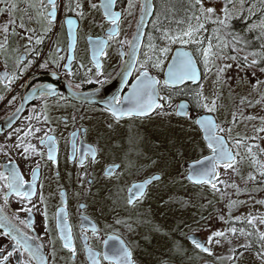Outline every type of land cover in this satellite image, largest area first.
<instances>
[{
    "label": "snow or ice",
    "instance_id": "1",
    "mask_svg": "<svg viewBox=\"0 0 264 264\" xmlns=\"http://www.w3.org/2000/svg\"><path fill=\"white\" fill-rule=\"evenodd\" d=\"M116 6L117 0H0V86L5 92H12L13 85L36 64L54 81H59L61 70L66 78L83 71L81 83L103 84L101 58L109 59V49L114 46L122 61L120 74L126 88L135 74L127 94L106 103L105 126L97 127L94 145L77 148V139L89 135L83 125L71 133L68 159L80 169L99 164L105 155L111 157L102 172L111 185L105 199L111 202L115 216L103 227L82 217L80 239L85 264H173L176 258L181 264H195L196 260L203 264H264V212L233 214L247 203L239 197L251 196L250 186L264 185V0H160L158 5L154 0H126L123 10L116 11ZM137 7L141 13L137 29L131 38L122 37L121 21L125 15H134ZM149 16L155 19L152 31L146 32L145 17ZM105 21L110 27L104 37L88 36L91 66L80 62L74 71L78 33L84 27L103 29ZM236 21L245 22L244 31L236 30ZM65 25L67 49L60 38ZM233 68L235 75L230 74ZM24 86L31 92L22 100L39 99L44 103L39 111L32 109L24 129L14 130L16 140L10 147L0 145V154L9 160L7 165L0 164V237L6 241L0 243V264H75L78 250L68 223L65 194L61 192L63 206L55 214L58 235H52L43 184L38 185L42 160L58 166L56 129L50 127L54 120L47 101L52 99V107L60 108L67 97L60 94L54 82L32 86L25 81ZM68 87H73L71 82ZM192 109L197 110L195 117ZM173 117L184 122L181 127L187 125L200 133L202 151L210 153L179 173L180 179L172 175L170 150L154 145L156 151L149 154L143 146L145 138L134 131L137 121L160 118L170 123ZM72 120L77 117L73 115ZM123 121H128L126 142L115 144V151L107 152L100 141H110ZM55 122L68 126L67 119L57 117ZM45 146L46 152L42 150ZM13 151L35 164L29 169L30 179H25L19 165L12 162ZM183 155L177 148L175 156ZM140 173L147 175L128 184V175ZM77 179L84 187L80 173ZM184 181L207 200L215 216L203 202L196 203L193 195L168 191L178 184L183 187ZM92 184V180L87 181L88 194ZM151 189L163 193L156 201V213L166 216L173 206L177 211L195 208L196 213L191 219L174 220L169 227L157 223L151 207L145 210ZM205 192H210L213 199H208ZM13 198L18 208L9 216ZM214 201L223 207L215 209ZM256 203L264 207V200ZM34 209L43 217L50 251L44 247V237L35 232L34 220L19 215L25 213L31 218ZM211 220L226 227L214 229ZM193 225L208 233L206 239L196 236ZM89 233L101 242L102 251L90 245ZM153 235L164 238L155 252L140 243L151 244ZM184 241L191 245V255ZM64 252L68 255L63 256Z\"/></svg>",
    "mask_w": 264,
    "mask_h": 264
},
{
    "label": "flooded vegetation",
    "instance_id": "2",
    "mask_svg": "<svg viewBox=\"0 0 264 264\" xmlns=\"http://www.w3.org/2000/svg\"><path fill=\"white\" fill-rule=\"evenodd\" d=\"M154 2L158 5L157 0H154ZM124 8H126V0H117V6L115 10L121 11ZM139 15V7H137V9L135 10L134 15H125L120 25L122 37L124 35H127L129 38H131V34L136 31ZM96 19L98 20L97 23L99 24L101 22L99 15H97ZM154 19L155 16H151V19L149 20V23L145 28L146 32L152 31L151 26L152 20ZM108 27H110V25H108L105 21L103 29L95 27V29L86 32L82 36L80 35V33H78V40L75 52L77 59L73 65L74 71L78 69L80 62L91 66L89 63L91 59V49L89 46L88 36L91 35L93 39L97 37H104ZM62 41L63 46L65 47V49H67L68 40L66 34V25L63 29ZM116 47L117 46H114L112 49H109V59H105L103 57L101 58V62L104 64L105 73V75L100 78L101 80L105 81L103 84L81 83V80L83 78V71L78 72V74L72 78H66L63 75V71L61 70L59 81H54L52 77L47 75L48 72H45L44 70L40 69L38 67V64H36L33 66L32 69L28 71V73L25 74V77L22 80L17 81L16 85H13L14 90L12 92H5L2 86H0V96L4 97V99L0 100V121L10 116L19 107L22 100L21 97L27 96V94L31 92L30 87L24 86L25 81H28V83L32 86L41 83L54 82L56 87L59 89L60 94L67 97L66 100L61 101L62 107L60 108L52 107V105L54 104V101L52 99H48L47 101L51 109L50 114L54 120L50 127L56 129L54 135L56 137V140L58 141V166L52 165L50 162H47L46 159L42 160L40 176L38 178V185L43 184V194L47 200L49 228L52 229V235H58L55 232V214L58 208L63 206L60 201V194L61 192L65 194L68 223L72 229L73 238L78 250V256L75 261V264H85V258L82 252L83 241L80 239V225L82 217L87 216L92 223L97 224L99 227H103L105 224H111L115 216V214L111 212V202L105 199L108 195L107 187H111V185L104 179L102 172L103 168L107 167V164L111 162V157L109 155H105L104 158L100 160L99 164L91 167H86L85 169H80L76 164L71 162L68 157L71 154V133L73 131H76L78 128L81 127V125H83V127L89 129V135L86 138L79 137L77 139V148L82 149L88 144L94 145L97 139V127L103 128L105 126L106 113L103 111V109L106 103L112 100L114 96L126 95L127 92L130 90L131 82L135 79V74H133V76L129 78L128 87L126 88L124 86L123 76L120 74V66L122 64V61L119 59L115 51ZM124 50L127 51L126 48ZM127 59L128 57H125V60ZM0 70H2L1 67ZM33 73H35V75H33ZM69 82H71L73 85V87L70 88L73 92L83 94L93 93V95L99 99V103H83L81 101L74 100L71 96L67 94V92L63 91L64 88L68 87ZM113 82L114 88H112L111 90H105ZM77 83H81V86L79 88L75 87V84ZM13 97L16 98L15 101L9 103V101H11ZM43 103L44 101L39 99L31 100L25 106L22 114L11 126V128L0 134V145L7 144L10 147L12 143L16 140L14 130L24 129L25 126L28 124L27 117L32 115V109L35 107L37 111H39ZM73 115L77 117V120L75 122H73L72 120ZM57 117L61 119H67L68 126L65 127L63 123L57 124L55 122V118ZM80 117L86 118L80 119ZM33 123H35V121H33ZM136 123L137 127L134 129V131H138L140 133L141 130L139 129V127L142 126V124L140 125L139 121H137ZM127 126L128 121H123L122 126L117 127L116 132L112 135V139L110 141H107L106 139L100 141L101 145L106 147L107 152L115 151V144L126 142L128 134ZM10 135L12 137L11 140L8 139ZM146 145L147 144L144 142L143 146L145 151L149 154H153L151 153V149L149 150L146 148ZM42 150L46 152V146L42 148ZM10 156L12 162L17 163L19 165L22 174L25 176V179H30L31 174L29 169L35 167V164L30 160L24 161L15 151L11 152ZM8 163V158L4 157L3 154H0V164L7 165ZM57 172H59L58 182L56 180ZM77 173H80L83 176L84 187H81V183L77 179ZM146 175V173H140L136 175L130 174L127 176V182L128 184L139 182L140 180L145 178ZM89 180L93 181L91 187V194L87 193V181ZM112 190L115 191V188H113ZM39 191L40 189L38 188V192ZM157 192L155 189L150 190V198L145 202V210L151 207L153 212L156 211ZM40 207L42 211L43 205H41ZM16 208H18V205L16 204L15 199L13 198L9 209L7 210L8 215L11 216L12 210ZM33 211L34 214L31 218H29L25 213H19V215L22 219L34 220L35 232L38 233L41 237H44V247L45 249L50 251L51 246L49 245L48 237L45 236V232L43 230V217L40 215L39 212H36L35 209ZM18 226L23 229V225ZM0 231H3V229H0ZM101 235L103 236L105 234L102 232ZM196 236H198L201 240H204V238L199 234H196ZM3 242L6 241H4L3 237H0V243ZM89 243L95 250H103V245L101 244V242L97 239H93L91 237V233H89ZM59 247L60 243L58 241L57 248L59 249ZM142 247L145 248V245ZM153 247L156 251V245H153ZM62 255L67 256L68 253L64 252L62 253ZM61 264H63V261H61ZM173 264L175 263L173 262Z\"/></svg>",
    "mask_w": 264,
    "mask_h": 264
},
{
    "label": "rangeland",
    "instance_id": "3",
    "mask_svg": "<svg viewBox=\"0 0 264 264\" xmlns=\"http://www.w3.org/2000/svg\"><path fill=\"white\" fill-rule=\"evenodd\" d=\"M173 2H175V0H173ZM157 3L159 4L160 0H157ZM93 29L95 28L84 27L79 33L82 36L86 32L91 31ZM62 37H63V32L60 37L61 40ZM0 67L2 68V64H0ZM235 72H236L235 68L230 70V74L232 75H235ZM241 75H244V73L241 72ZM249 111H254V110H249ZM191 115L195 117L197 115V110L193 109ZM170 119H171L170 123L168 119L154 118L152 120H146L144 124L140 123V125L142 124V126L139 125L140 126L139 129L141 130L139 134L145 138V143L147 144L146 148L149 150L151 149V153H154V151H156L154 145H159L161 150H170L171 155H169V160L171 163L172 175L176 176L177 179H180L179 173L185 172V169L187 168L186 167L187 163L191 161H195L196 159L201 158L203 155H207L208 152L207 150L202 151L201 148L202 137L200 133L192 131L190 128L187 127V125L181 127V124H183L184 122L179 118L173 117ZM173 145H175V147H173ZM177 148L179 149L180 152L184 154L182 157L175 156V152ZM185 188L188 189L187 193L185 192ZM262 189H264V185L257 184L255 186H250L251 196L241 195L239 197L240 200L247 201V203L238 210L234 211L233 214L240 215L241 213H247L249 211L254 213L264 212V207L256 203L257 200H264V190ZM157 191L158 190H156V192ZM168 191L170 193H176L179 195H183L185 197L187 195H193L194 201L196 203L203 202L207 206V200H203L200 195L195 194L197 190L191 188V186L188 185L187 181H184L183 187H181L178 184L174 187H170ZM161 194L163 193H160L159 191L157 192V200L159 199V195ZM204 195H207L208 199H213L210 192H205ZM176 207L177 206H173V210L169 212L166 216L158 214L155 211L154 219L156 220L157 223H160L165 227H169L173 224L174 220L176 222H179V220L181 219H191V216L196 213L195 208H189L186 211H177ZM207 207H209V210L213 211V216H215L214 209H212L211 206H207ZM222 207H223L222 204L215 203L214 201L215 209H219ZM225 211L227 210L225 209ZM205 215H207V212H205ZM202 223H209V221H202ZM211 225L214 229L217 230L226 227V225H224L218 220H211ZM192 227L193 230H195V234H199L204 239H206L208 234L206 231L200 230L198 225H193ZM185 230L187 231V229ZM141 241H140L141 245L142 246L145 245L147 251L153 252L155 251L153 245H156V249H157L158 246L164 243V238L158 235H153L151 244H148L143 240ZM184 243L190 249L189 254L191 255V245L188 244L187 241H184ZM174 263L181 264V261L179 258H176L174 260ZM187 264H193V262L188 261ZM195 264H203V261L196 260Z\"/></svg>",
    "mask_w": 264,
    "mask_h": 264
},
{
    "label": "water",
    "instance_id": "4",
    "mask_svg": "<svg viewBox=\"0 0 264 264\" xmlns=\"http://www.w3.org/2000/svg\"><path fill=\"white\" fill-rule=\"evenodd\" d=\"M141 13L139 15V19H140ZM139 19L137 22V25L139 23ZM151 19V16L149 17H145V25L147 26L149 23V20ZM146 28V27H145ZM137 29V26H136ZM145 30V29H144ZM66 33H67V26H66ZM48 76H50L49 74H47ZM51 77V76H50ZM114 82L112 84H110L105 90H111L112 88H114L113 86ZM59 90V89H58ZM63 91L67 92V94L69 96H71L74 100H78L81 101L83 103H99V99L93 95V93L91 94H83V93H76L73 92L70 88H64ZM30 93V92H29ZM29 93L27 94V96L29 95ZM33 99H28V100H21V103L19 105L18 108H20L19 112H16V110L7 118H5L4 120L0 121V134H2L3 132H5L6 130H8L9 128H11V126L16 122V120L20 117V115L22 114L25 106ZM21 105H23V107H21ZM15 114V115H14ZM195 161L189 162L187 163V167L190 166L192 163H194ZM198 237V236H197ZM199 238V237H198Z\"/></svg>",
    "mask_w": 264,
    "mask_h": 264
},
{
    "label": "trees",
    "instance_id": "5",
    "mask_svg": "<svg viewBox=\"0 0 264 264\" xmlns=\"http://www.w3.org/2000/svg\"><path fill=\"white\" fill-rule=\"evenodd\" d=\"M235 26H236L237 31H244L245 30V22L244 21H236ZM250 35H251V39H252L253 43L258 44V42L255 41L254 34H250Z\"/></svg>",
    "mask_w": 264,
    "mask_h": 264
}]
</instances>
